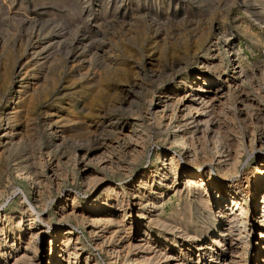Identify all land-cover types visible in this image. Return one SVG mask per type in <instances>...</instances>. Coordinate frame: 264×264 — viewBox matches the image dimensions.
<instances>
[{
	"label": "bare ground",
	"instance_id": "obj_1",
	"mask_svg": "<svg viewBox=\"0 0 264 264\" xmlns=\"http://www.w3.org/2000/svg\"><path fill=\"white\" fill-rule=\"evenodd\" d=\"M118 11L106 7L107 18L52 29L22 18L25 42L1 38L0 264H193L192 258L195 264H247L248 216L259 212L249 258L264 264V109L248 95L233 106V86L248 77L236 46L218 29L228 49L224 67L205 27L175 36L156 12H138L131 23ZM144 14L154 25L151 37L143 33ZM101 19L123 37L98 39ZM98 50L106 64L92 73ZM110 91L121 93L120 102L102 103ZM237 117L248 129V144L234 130ZM42 130L54 138L43 147L46 157L69 144L80 156L61 152L64 161L53 158L45 171L33 148ZM153 130L162 151L144 169ZM251 151L258 152L248 159L254 168L244 163ZM76 164L83 190L59 197L64 167ZM169 192L176 204L166 211ZM125 226L132 233L142 229L137 245L144 255L126 256L119 241Z\"/></svg>",
	"mask_w": 264,
	"mask_h": 264
},
{
	"label": "rangeland",
	"instance_id": "obj_2",
	"mask_svg": "<svg viewBox=\"0 0 264 264\" xmlns=\"http://www.w3.org/2000/svg\"><path fill=\"white\" fill-rule=\"evenodd\" d=\"M121 1L123 0H111L109 3V6H107L108 0H45V1L44 0H0V43L2 42L1 41L2 37L6 39L7 43H11V44L19 43L18 41L25 42L26 41L25 38L27 37L26 36L27 29L25 25L20 22V19L27 18V17L32 18V19H37L38 23H43L44 25L52 29L55 26H57V24H60V22H67V21L72 25L74 24L73 26H75V24L76 26L85 25L87 21H89V19L91 20L93 18H101L102 15H105L104 9L106 7L111 9L112 6L119 7V11H118L119 18L124 19L126 21L127 20L132 21L131 23H133V20L136 18L134 16L136 15L138 16V14L142 12H147V13L156 12L160 16H162L163 19L161 23L162 24L165 23L163 24V29L164 30L166 29L167 33L170 35L173 33L172 35L176 36L178 32L181 35L191 34L194 32V30L196 31L200 28L204 29L205 27L210 41L212 40L213 42L215 40L217 42V50H218V53L221 59V63L224 67H226V57L228 56V53H227L228 49L226 50L227 48L226 44H224L223 40L219 38L220 36H218L219 30L223 32V34L228 38V40H230V42H232V44L236 46V49H237L236 54L238 53V64L239 66H241L244 72H246L248 75L245 81H243L242 83L241 81H239V83L237 84V87L233 86L232 88L233 93L232 92L231 93H232V98L234 99V103H233L234 108L238 109L240 96L242 97V95H248L257 100L259 99L260 101L259 104L261 105V108L264 109V0H126V1L124 0V2H121ZM106 15L109 16V13H106ZM144 15H143V18H144L143 24L145 26V29L147 30L143 31V29H140V28L139 29L143 31V33H145L148 37H151L153 34L152 32L154 31L153 30L154 25L152 24L149 18V15L148 14H144ZM166 15L170 16L168 17L169 21L165 20ZM66 17L68 18L66 19ZM118 20L113 19V21H118ZM82 22L83 24H81ZM98 25H100L99 26L100 27L99 36L97 37L98 39L100 38V36H101V39L106 36L104 38L105 41L110 40L111 38L113 40V37H115V39L123 37L121 36L122 34L120 32L118 33L117 29H110V27H106L107 25H105L102 19L98 23ZM138 27H140V24L138 25ZM69 28L71 29L70 26ZM139 29L132 30V33L134 34L135 32L140 31ZM35 31L36 30L33 29L32 32H35ZM115 32H117V35ZM109 33L112 36L111 38H109L108 36L110 35ZM21 34L24 37H22ZM118 34L120 35V37ZM100 51L101 50H98L96 52V55L95 54L93 55V58L91 61V67H90L91 72L93 71L97 73L98 71L101 70L102 66L106 64L104 63L106 62L104 56L101 55L102 51H106V49H102V51L101 52ZM106 52H108V50ZM110 54L108 55L110 56ZM101 58H103L104 60ZM98 60H100V62ZM145 60H147L146 62L149 63L148 59L145 58ZM94 68H95V71L93 70ZM61 75L60 73H58L56 75L57 76L56 78H59V76ZM115 98H116V101L114 100ZM109 99L115 102L114 104H117L116 102H120L121 100V93L115 95L113 94L112 91H110V93L105 94L101 100H104L102 102L104 104L106 102H109L110 101ZM116 112H117L116 115H121L122 113L118 111ZM250 115H251L250 118L255 120L254 113ZM235 121L236 122L234 123V126H235L234 130L241 133V135L244 136V139L246 140V144H248L249 142V136L247 134L248 129L245 127L242 117L241 118L237 117ZM156 134H157V131L153 130L151 134L152 137L150 138V141H149L150 145L147 147L145 151V160L143 163L144 169L148 167L151 155L155 151H160V152L162 151L161 150L162 144L160 143L163 140L160 138L156 139V136H157ZM153 138H154V142L152 141ZM53 141H54L53 136L49 135L47 130H42L40 131V142L38 143V146H35L36 144L33 142L34 144L33 148L35 149L34 152L41 153V159L43 161L45 171H48L47 170L48 165H49L48 162H51L53 158L59 159L61 163L64 161L63 158H60L61 152L63 153V156H65L66 158L72 157L74 155L80 156V151L77 150L76 147H73L76 144L74 145L69 144V145L64 146L63 147L64 149L62 148L60 150V153H58L56 156L46 157L44 154L45 151L43 147L45 146L49 147L50 144H52L51 142ZM210 147L209 145L207 146L208 149H210ZM256 153L258 152L251 151V153H249L247 156L248 158L244 160V163H246L248 159H250V157H254ZM256 161L257 160H255L254 162L257 163ZM84 162L85 161H83V163ZM247 163H249V165L252 168H254L253 165H251L252 162L248 161ZM77 167H79V164H76V166H74L73 169H71L72 166L70 165L64 167L65 172L63 173L65 176L66 182L65 184L61 185L60 187L61 192L58 191L60 195L59 197L62 196L63 192H67L71 188H73V190L74 188L80 191L83 190L82 178L76 170ZM89 167H93V166L91 165ZM128 181L130 183L135 182V179L132 178V180L130 179ZM8 183L11 184V182L9 181ZM105 186L106 185H102L99 191L97 192V194L100 193L105 188ZM58 192L54 191V189L51 188L50 196L54 198V196ZM128 194L129 193H127L126 195ZM12 197L13 196H10L4 200L3 207L6 204H9L13 200ZM78 197L80 200L84 198V196L81 195V193L78 195ZM168 199H170V201H168ZM164 201H168L170 203V206H166L165 208L166 211L168 210V208L170 207L172 208V206H175L176 204V198L174 197V194L171 192L165 195ZM54 202H52V205L55 204ZM85 202H87V199H85L84 203ZM259 214L261 215V213L259 212L257 216H260ZM133 215H136V210L133 211ZM257 216L256 215L253 216L252 213L250 214V216H248V224L251 229V234L249 236L250 237L249 238L250 248L248 251V253H250L248 254L249 256L250 255L252 256L255 252L254 249L256 245L254 241V236L258 234L257 221H259L257 220ZM127 227L128 226L124 227V233L121 234L120 236L121 239H119V241H121L120 245H122V249L126 252V256L131 257L132 255L133 256L135 255V257H140V255H144L141 248H139L137 245L138 240H139L138 237L140 236L142 229L137 228L136 230L137 233L136 232L132 233V230H130L129 228L127 229ZM74 230L86 242L83 235L80 234V231L76 229ZM84 231L87 232V229L86 230L84 229ZM87 240H89V238ZM90 243H93V241ZM125 245L126 246L129 245V246L126 247ZM105 248L108 249V247H105ZM132 248H135V249H132ZM88 249L92 252V254L95 257L97 258L100 257L101 255L99 254L100 252H98L95 248H93V246L90 247L88 244ZM176 251L177 249L175 248L173 250V253H176ZM249 256L247 258V264H254L251 258H249ZM192 263L193 264L196 263L195 258H192ZM142 264H148V263H142Z\"/></svg>",
	"mask_w": 264,
	"mask_h": 264
}]
</instances>
